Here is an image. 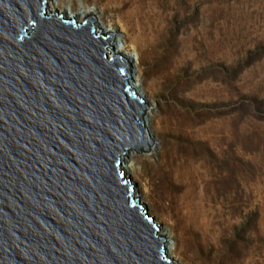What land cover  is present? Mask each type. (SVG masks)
<instances>
[{"label": "water", "instance_id": "1", "mask_svg": "<svg viewBox=\"0 0 264 264\" xmlns=\"http://www.w3.org/2000/svg\"><path fill=\"white\" fill-rule=\"evenodd\" d=\"M0 0V264H177L123 167L149 104L93 13Z\"/></svg>", "mask_w": 264, "mask_h": 264}, {"label": "rangeland", "instance_id": "2", "mask_svg": "<svg viewBox=\"0 0 264 264\" xmlns=\"http://www.w3.org/2000/svg\"><path fill=\"white\" fill-rule=\"evenodd\" d=\"M69 6L89 7L115 41L127 43L135 60L131 47H145L141 26L153 27L159 15L160 29L169 22L172 58L183 69L170 86H162L143 51L137 70L147 111L153 110L150 133L162 161L175 170L170 179L191 185L180 190V200L174 198L155 182L158 154L149 152L134 157L131 179L148 212L173 233L178 263L264 264V0H62L58 7L62 12ZM125 28L127 34L121 32ZM169 118L192 123L206 148L181 139V128ZM187 207L204 213L199 220L210 226L202 229L206 237L199 243L182 219Z\"/></svg>", "mask_w": 264, "mask_h": 264}, {"label": "bare ground", "instance_id": "3", "mask_svg": "<svg viewBox=\"0 0 264 264\" xmlns=\"http://www.w3.org/2000/svg\"><path fill=\"white\" fill-rule=\"evenodd\" d=\"M61 2H62V0H50L49 1V7L51 9L57 11V12L64 13V15L74 17V18H80V17H83L89 13H93L92 10H90V8L87 6L81 7L80 10H77V9L74 10L72 8V6L64 7V11L61 12V9H59V7H58L61 4ZM169 6H172V3L170 1H169ZM161 7L163 8V5ZM161 13L163 14V17L166 15V13L163 11H161ZM159 17H160V15H159ZM159 17L153 23L154 24L153 27L151 25L149 28L141 26V28H140L141 34H142V36H144L142 39V42L145 45V47H143L144 50H142L141 48H139L135 44L133 47H131V50H135L139 56V58L137 60H135L133 58V56L131 57L127 53V43H125V42L119 43L118 40H116V41L114 40V42H113L114 50L116 52L124 55L126 58H128V60L131 63L133 73H132L131 79H128V82L143 97V99L146 102H147V100H146V98H145L146 96L144 94V92H145L144 91V80L143 79L141 80L140 73L137 70L138 65L141 64L140 55H143V51L144 52L146 51L149 54V56L152 58V60L154 61L153 67H152V75H153L155 82H157L158 84H160L162 86H170L169 83L172 80H175V78L177 77V74L179 73V72L176 73V71L179 69H180L179 71H181L183 69L180 66L181 60L172 58L176 52V49L174 46V39L172 40L173 36H171L172 34H171L170 24L167 21V22H165V25H167L166 29H165V27L163 29H160V28H162L163 21L159 22ZM166 19H167V15H166ZM174 19H175V17H174ZM100 26H101V24H100ZM101 28H102V26H101ZM102 30L104 32H112V30H110V29L105 30L102 28ZM127 30L128 29L125 28V29L121 30V32L127 34V32H128ZM165 32H166V40L164 41V40H162V36ZM122 39H123V41H125V39H127V37L123 38V36H122ZM191 105H192V103L189 104V106H191ZM153 117L154 116H153V110L152 109L146 112L145 122L147 124L149 131H151V127L153 124ZM169 121L171 123H173L174 125H176L177 127L181 128L180 130H178V131H180V132H178V134H179V137L181 139H184V140L194 144L195 147L202 148V149L206 148V145H205L206 142L204 143V141H200V140H198V138H196L194 136L196 132L194 131L193 127H191L192 123L184 124V122L177 121V120L174 123L172 118H169ZM156 146L157 145L154 143L153 148L149 151L150 154H158L156 162L152 166L156 170V173H157V175L155 174L154 177H156L158 181H156V179H155V182L159 185L165 184L166 187H168V189H170V191L173 192L174 198L176 196V198L178 200H180L178 193L180 192V190H182L183 187H188L189 185H191V183L190 182L188 183L186 181V183H183V185H182V184L177 183L175 181H172L170 179L172 174H175V170L173 169V166L172 167L167 166L162 161L161 155H160L162 151L160 152ZM137 154H138V152H129L123 158V167H124V170L126 171L127 175L129 176V178H131V176L136 172V167H135L136 164L134 161V157ZM168 177H169V179H168ZM152 181L154 182L153 179H152ZM137 194H138V192H137ZM190 196H191V193H190V187H189V190H187V193H186V197L189 198ZM139 199L141 200L140 196H139ZM184 207L185 206L181 205V207L179 208V211L181 213H183V210L185 211ZM192 207L193 206L191 204V209H192ZM187 209H188V211H186V215H184L182 217V219L187 224L188 232L193 236L194 240L199 243L202 236L206 237V233H203L202 229L206 228L205 231H208L210 226L206 223V221L201 222L199 220L200 217L204 216V213H202L199 210H197L196 212L193 210H189V207H187ZM157 223L160 226V230L158 232V235H163L167 239V243H166L167 253L177 264H180L177 262L178 253H176V251L178 250V247H177L176 241L173 238V233L170 231V229H168V227L161 226L159 221H157ZM172 251H174V253H172Z\"/></svg>", "mask_w": 264, "mask_h": 264}]
</instances>
